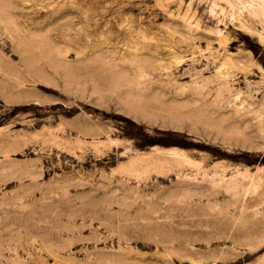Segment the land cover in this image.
<instances>
[{
  "label": "rangeland",
  "instance_id": "1",
  "mask_svg": "<svg viewBox=\"0 0 264 264\" xmlns=\"http://www.w3.org/2000/svg\"><path fill=\"white\" fill-rule=\"evenodd\" d=\"M0 264H264V0H0Z\"/></svg>",
  "mask_w": 264,
  "mask_h": 264
},
{
  "label": "bare ground",
  "instance_id": "2",
  "mask_svg": "<svg viewBox=\"0 0 264 264\" xmlns=\"http://www.w3.org/2000/svg\"><path fill=\"white\" fill-rule=\"evenodd\" d=\"M226 81H227L226 78L224 80H222V82H226ZM187 94H188V92H187ZM188 97L192 98L193 102L202 101V96L200 95V91H198L197 89H193L191 94L188 95ZM203 104L208 105L207 103H203ZM231 111H233V110H231ZM169 150H174V149H169Z\"/></svg>",
  "mask_w": 264,
  "mask_h": 264
}]
</instances>
